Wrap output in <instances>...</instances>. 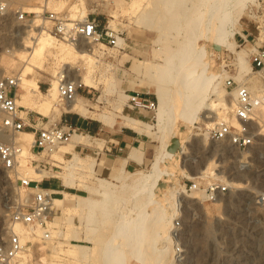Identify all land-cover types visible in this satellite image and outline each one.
<instances>
[{
  "label": "rangeland",
  "instance_id": "1",
  "mask_svg": "<svg viewBox=\"0 0 264 264\" xmlns=\"http://www.w3.org/2000/svg\"><path fill=\"white\" fill-rule=\"evenodd\" d=\"M10 1L13 5L22 4L24 11L27 12L28 7H44V0ZM113 1L66 0L65 8L57 12L65 15L70 21H80L76 20L80 10L74 9L73 6L83 2L86 6V16L95 17L99 20L102 29L112 30L117 37V40H113L111 44L104 42L94 44L79 40L75 45L76 50L90 47L92 54L84 57L74 56L66 65L67 69L87 84V87L78 95L79 106L73 111L81 113L83 118L88 116L98 119L104 124L98 122L105 131L130 127L136 132H142L141 127L146 129L149 124L154 126L155 110L129 108L126 95L139 93L142 96L151 97L155 101L156 108V96L148 92L146 77L154 71L157 76H160L163 89L168 90L173 86H168L167 80L182 71L184 65L197 64L198 59L204 55H207L209 71L221 74L216 83L217 93L223 94L224 98L228 99L232 90L225 87L224 80L232 77L235 82L241 83L237 79L240 71L236 52L244 49L247 52L245 61L250 65L253 43L258 37L259 28L264 25V0L247 2L241 18L233 29V34L227 39L231 46L219 52L220 46L212 45L204 39L189 43L187 32L190 28L191 10L198 0H166V2L163 0H115V4ZM167 5L170 6L168 11ZM48 10L53 11L49 7ZM71 15H73L72 18ZM146 21L150 25L149 28L145 26ZM38 23L37 28L40 27L41 22L38 21ZM28 29L26 23L17 22L11 16L0 17V76L22 72L24 63L15 58L14 50L21 47V44L23 47V40L19 37L15 38L14 34L17 30L28 31ZM21 35L25 36L26 33ZM155 40L158 42L156 43ZM203 46L205 54H202ZM11 49L14 55L10 52ZM167 60L172 66L166 64ZM45 65L50 68L54 66V60L50 54L45 60ZM197 68H199L198 65L195 70ZM251 77L262 84L257 73ZM36 78L41 90L46 92L52 79L50 74L41 70L36 73ZM210 98L215 99L214 96ZM19 104L25 108L21 101ZM55 108L57 110L55 115H40L45 117L43 119L49 120V123L43 127L52 125L60 112L76 114L73 111L67 112L66 104L59 97L55 102ZM24 111L38 113L31 110ZM221 111L222 116L225 117L228 110L221 109ZM25 114L21 115L25 116ZM207 115L213 114L207 111L203 117ZM128 116H144L146 123L132 124ZM203 117L201 116L192 125L182 122L174 128L170 148L177 144L173 143L174 140L183 141L186 138V142L181 149L182 153L178 162L172 164L171 175L166 178V181H162L156 190V197L163 199L178 186H183L187 180H194L188 177L205 167L212 168L220 178L214 176L198 180L200 186L206 187L215 179L225 180L230 185V192L216 202L206 201L201 197V192L188 190L186 197H182L181 200H175L174 203L171 200L172 204L165 209L167 214L174 212L173 224L170 226L169 252L160 257L152 253L144 264H264V202L261 200V196L264 195V135L259 134L260 131L255 129L259 126L253 123L252 129L256 135L255 145L247 151H237L232 147L212 142L209 138L211 120ZM77 132L83 134L79 144H72L71 134L69 141L59 145L58 148V150L64 149L70 152L71 155L63 154L62 158L57 152H52L36 157L29 153L26 157L29 166L34 167L33 160L43 161L51 165L58 175L63 173L71 163L76 167L69 185L71 187L65 190L72 194L68 197L64 194L67 199L64 204L56 199L57 207L52 209V214L47 219L50 225L46 230L50 231L51 235L60 232L64 238L54 235L55 238L52 241L48 240L44 244L49 249H56L63 253L68 262H48L47 264H103V258L100 256L101 249L104 248L106 239L113 236L115 227L117 228L119 222L123 220L125 207L128 206L130 211L139 205L138 198L129 202L133 181L150 169L161 142L152 128L146 135V143L152 149L150 161H146L144 165L134 170L124 171L122 166L117 171L108 170L101 174L95 169V152L93 151L96 147H101L97 144L100 143L97 139L100 136H89L81 130ZM22 133L16 136L21 137ZM26 148L29 152L30 146L26 145ZM142 154L143 151L140 155ZM13 174L0 168V229H4L3 234L6 232L5 228L12 223L10 213L15 204L33 193V189L20 188L17 180L23 177L17 178ZM99 182L106 184L112 190L105 209L95 207L89 211V208L82 206L81 210L72 215L70 228L62 225L66 213L63 208L70 206L79 209V204L90 191L100 190ZM172 182L173 186L170 185ZM48 184L53 186L52 182ZM93 197L101 199L98 194H94ZM53 198H62V195L55 194ZM176 220L180 221L181 228L177 230V236L174 237L172 229ZM133 222L132 220L130 223ZM3 234L0 235V240L10 233ZM84 236L93 238L97 242V247L87 244ZM122 240V237H118L114 244L124 243L125 241L122 242ZM26 244L31 245L29 242ZM70 244L82 245L84 248H70ZM176 246L181 248V253L178 254ZM123 250L125 263L137 264L133 256L129 257L130 251L128 252L129 248L125 244ZM40 253V250L35 251V255Z\"/></svg>",
  "mask_w": 264,
  "mask_h": 264
},
{
  "label": "bare ground",
  "instance_id": "2",
  "mask_svg": "<svg viewBox=\"0 0 264 264\" xmlns=\"http://www.w3.org/2000/svg\"><path fill=\"white\" fill-rule=\"evenodd\" d=\"M163 1L166 2V0ZM251 1L253 0H198L191 10L192 15L189 22L190 28L187 32L189 43H196L198 39H204L212 45L216 44L220 46L219 52H221L223 48H229L231 45L228 44L227 39L233 34V29L241 18L246 3ZM114 2L116 1L114 0L113 3ZM66 5V0H44V8L48 9L49 7L54 12L63 10ZM73 7H75L74 9L78 8L80 10L76 20H83L86 16L85 4L80 2ZM40 9L41 8L37 6L28 7V13H31L30 11L39 12ZM166 10H170L169 5H167ZM70 17L72 18L73 15ZM67 20L70 21V19ZM38 21L39 20H34L33 27H38ZM145 26L147 28L150 27L147 21L145 22ZM25 36L18 34L17 37L23 40V47L21 44V47L14 50L15 52L12 51V53H15V58L24 63L22 68V80L20 82L21 85L19 84V98L17 99V104L20 105L19 102L21 101L26 108H24L25 110L37 111L44 115H55V112L57 111L55 108V102L58 99L59 75L63 73L64 76H68L71 80H80L82 82L78 75L72 73L66 68V65L70 63L69 60L74 56H90L92 54V49L88 47L86 49L76 50L74 42H59V40L55 39L52 35L47 32L43 33L41 30L37 35L29 33ZM116 40L117 37L115 38V41ZM155 42L157 43L158 40H155ZM205 52V47L203 46L202 54H205ZM49 54L54 60V66L51 68L45 65V60ZM246 55L247 52L244 49L236 52L240 71L237 79H239L242 85H244V87H246L253 95L258 96L261 93L263 86L256 79L251 77V75L256 72L253 71L251 64L249 65L246 63ZM168 62L169 61L167 60L166 64L168 66L171 65ZM197 65L199 68L195 70ZM183 68L182 71L166 81L168 86H173L168 90L163 89L161 83L162 80L159 75L157 76L156 73H154V71L146 77L148 78V92L154 94L157 100L155 108V124L154 126L149 124L146 129L145 127H141L143 128V131L137 132L146 136L153 128L154 133L158 134L161 142L156 157L151 162L150 169L133 181L134 185L133 190L130 193L129 202L138 198L140 200L139 205L130 211L128 206L125 207L123 220L119 222L120 224H118L119 226L117 225V228L115 227L113 236L106 239L107 241L104 244V248L101 246L103 249H101L100 256L103 258V264H126L125 252L123 253L124 244L129 248V257L130 255L131 258L133 256V258L136 259L137 264H144L152 253L155 254L156 257L167 255L169 252L170 226L173 224L174 212L167 214L165 209L172 204L171 200H173L174 203L175 200H181L182 197H186V191L183 186H178V184V187L174 191L169 192V194H166L163 199H158L156 197V190L159 188L160 183L166 181V178L171 175L172 164L178 162L180 154L182 153L181 149L186 142V138L183 141H178L177 139V144L173 146V148H170L171 134L174 128L178 127L180 123L183 122L192 125L197 122L201 116L203 117L204 113L207 111H209V114L211 113L213 115H207L203 118L211 120L209 126L212 130L215 125L219 121L224 120L226 115L233 109L234 93L232 91L229 94L228 99H225L223 94L217 93L216 83L221 74H215L214 71L213 73L209 71L207 55L199 58L197 64L192 63L191 66L184 65ZM41 70L48 72L52 78L50 86L46 92L41 90L39 81L36 78V73ZM154 75H156V77ZM82 84L87 87L86 83L82 82ZM78 95L72 102L65 103L68 112H72L79 106ZM210 96H214L215 99L211 100ZM221 109L228 110L225 117L222 116ZM25 113L26 111L22 110L21 114ZM257 115L259 127L255 126V129L260 131L259 134L264 135V107H259ZM128 120L132 124L137 125L140 122H145L144 116H128ZM141 128L138 129L141 130ZM19 133H22L21 137L16 136L17 133L12 137L7 138L9 142L19 148L13 176L17 178L23 177L33 181L44 180L49 176H60L64 181V185L69 186L76 170L75 164H69L60 175L51 172L53 170L48 163H46L48 164V166H46V170L48 171L44 169L38 170L36 167L29 166L26 159L28 156L27 154L31 153V156H35L31 151L33 133L31 134L25 131ZM82 136V133H78L77 130L74 129L72 132V144H79ZM26 145L30 146L29 152L27 151ZM59 147L60 146H57L49 153L58 152ZM133 151H139L141 153V150L134 149ZM139 152L138 154H135V156L138 155L137 158L140 155ZM135 156L132 155L130 157L133 158ZM214 176L218 179L220 178L212 168L205 167L196 174L190 175L188 179L202 180ZM222 182L227 183L225 180ZM98 185L100 190L94 192L90 191L88 196L79 204V209L70 206L63 208L66 213L62 225L70 228L72 225V215L81 210L82 206L89 208V211L95 207H102L105 209V205L111 196L112 190L102 182H99ZM170 185L173 186V182ZM197 192H201V197L206 199L207 196L203 190ZM94 194H98L101 199L94 198ZM55 201L56 199L52 197L50 204L52 209L57 207ZM131 219L134 221L133 223H130L132 221ZM49 225V222H47V226ZM3 230L0 229V235L3 234ZM5 230L6 232L3 235L13 232L20 238L21 243L25 244V248L19 256L18 264L68 262V259L65 258L63 253L58 252L56 249H49L44 245L46 241H52L55 238L54 235H59L64 238L60 232L51 235V232L47 230L50 236L48 239H43L44 229L34 225L26 227L16 222H12L5 228ZM172 232H176V230L172 229ZM118 237H122L125 242L122 244H114V241L118 239ZM84 241L87 242V244L92 245V247L94 246V248L97 247V242L91 237H85ZM26 242L31 243V245H27ZM69 246L74 249L84 248V246L76 244H70ZM37 250H40L41 253L35 255V251Z\"/></svg>",
  "mask_w": 264,
  "mask_h": 264
},
{
  "label": "built area",
  "instance_id": "3",
  "mask_svg": "<svg viewBox=\"0 0 264 264\" xmlns=\"http://www.w3.org/2000/svg\"><path fill=\"white\" fill-rule=\"evenodd\" d=\"M13 17L17 22L26 23L28 31L17 30L18 34L32 33L37 35L41 32L52 35L55 39L64 42L76 43L85 40L89 43L104 42L111 44L116 36L108 28H101L99 20L95 17L86 16L80 21H68L62 13L50 11L41 7L39 12L28 13L23 11L22 4L13 5L10 0H0V17ZM34 20H39L40 27H33ZM258 43V44H257ZM11 49L10 52H12ZM9 52V51H8ZM250 64L262 81V91L258 96L253 95L244 85L235 82L232 77L224 80L226 88L231 89L233 96V109L226 115L224 120L219 121L210 130V140L219 145L232 147L237 151H247L255 145L256 135L253 132L252 124H258L257 111L264 107V25L258 30V37L255 38L250 56ZM58 83V97L63 103L72 102L86 87L80 80H71L61 73ZM22 80V72L18 71L7 76H0V168L5 172L12 173L19 148L7 140L15 134L31 129L33 133L32 153L39 157L49 153L57 146L68 142L73 130L66 131L57 125L43 127L39 121H30L27 112L21 115L22 106L17 104L19 84ZM127 105L131 109H142L154 111L155 101L151 97L142 96L139 93L128 94ZM41 117L40 115H38ZM6 138V140H5ZM38 170H46L48 164L43 161H32ZM43 180L33 181L25 178H18L17 185L22 189H33V193L26 196L25 200H19L11 211V221L20 223L23 226H37L44 229V238H49L47 219L52 213L51 201L55 195L49 189L41 187ZM185 191L203 190L206 193V201L216 202L230 192V186L220 180H213L206 187H201L197 179L187 180L183 183ZM264 202V195L261 196ZM181 228L180 221H175L173 236H177V230ZM25 244L15 233L8 234L0 240V264H18L19 256L23 252ZM176 251L182 252L176 246Z\"/></svg>",
  "mask_w": 264,
  "mask_h": 264
},
{
  "label": "crops",
  "instance_id": "4",
  "mask_svg": "<svg viewBox=\"0 0 264 264\" xmlns=\"http://www.w3.org/2000/svg\"><path fill=\"white\" fill-rule=\"evenodd\" d=\"M68 112V111H67ZM93 112V111H89ZM76 114L63 112L56 116L52 125H57L59 127L64 128L66 131L69 130H81L89 136H100L98 137V141L101 147H96L93 151L95 152V169L99 171V173L103 174L111 171H117L122 166L124 171L134 170L138 167H141L146 163V161H150V155L152 153V149L150 145L146 143V136L144 134H140L136 132L134 129L130 127H119L114 128L109 131H105L104 128L98 123L101 121L92 117V119L83 118L81 113L74 111ZM38 115L42 114H28V119L30 121H39L41 126L49 123V120H45V117H39ZM104 125V124H103ZM28 133L32 134L31 129H27ZM73 132V131H72ZM72 134V133H71ZM141 150L143 151L142 155L135 156L139 151L133 150ZM133 153H132V152ZM58 155L60 157L63 154H70V152H66L64 150H58ZM140 153V152H139ZM135 156L130 157V156ZM129 155V156H128ZM63 158V157H62ZM136 158V159H135ZM54 172V168L52 167ZM62 178H57L56 176H49L48 178L42 181L41 187L45 189H49L55 194L62 195V198H54L61 200L62 204L67 202L66 197L70 194L65 190L70 188L71 186H65L64 181L62 183ZM52 182L53 186H49L48 183ZM64 194H67L65 197Z\"/></svg>",
  "mask_w": 264,
  "mask_h": 264
},
{
  "label": "water",
  "instance_id": "5",
  "mask_svg": "<svg viewBox=\"0 0 264 264\" xmlns=\"http://www.w3.org/2000/svg\"><path fill=\"white\" fill-rule=\"evenodd\" d=\"M173 143H177V140H174Z\"/></svg>",
  "mask_w": 264,
  "mask_h": 264
}]
</instances>
